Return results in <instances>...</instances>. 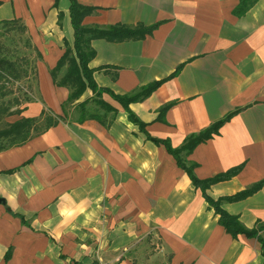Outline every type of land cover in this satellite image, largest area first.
<instances>
[{
  "label": "crops",
  "instance_id": "1",
  "mask_svg": "<svg viewBox=\"0 0 264 264\" xmlns=\"http://www.w3.org/2000/svg\"><path fill=\"white\" fill-rule=\"evenodd\" d=\"M76 1L94 8L87 26L158 23L143 38L92 39L89 62L116 94L168 77L129 105L150 136L179 147L237 110L186 163L200 180L241 166L205 194L245 227L263 224L264 185L226 197L264 179V0L241 14L239 0ZM0 2V20H21L41 53L35 99L5 117L35 118L31 135L18 145L0 137V264H264L259 239L227 232L216 204L108 93L88 89L64 106L69 89L50 70L74 42L70 0ZM83 101L92 117L81 121Z\"/></svg>",
  "mask_w": 264,
  "mask_h": 264
},
{
  "label": "trees",
  "instance_id": "2",
  "mask_svg": "<svg viewBox=\"0 0 264 264\" xmlns=\"http://www.w3.org/2000/svg\"><path fill=\"white\" fill-rule=\"evenodd\" d=\"M256 0H239L236 11L244 13L247 11ZM1 3V2H0ZM94 11V8L91 6H86L78 3L76 0H70V20L71 25L74 30V42L72 45H67L65 51L57 61L54 68L50 70L53 81L56 85L65 86L69 89V95L67 100L64 103L66 104L74 103L78 100L83 93L90 89L97 98H100L103 93H108L113 99L118 101L125 111L128 113V118L134 124H137L139 128L145 132L148 138L153 140L155 143L164 144L167 151L171 153L178 165L185 169V171L190 176L193 184L199 188H201L203 194L207 198L210 203L216 204L215 211L219 214V223L223 225L227 232H229L232 236H237L240 233L247 235L248 237H257L259 242L261 243V249L264 254V237L259 235V231L264 229V223L259 224L256 228H247L245 227L239 220V218L235 215H231L221 209L219 206V201H213L210 197L205 194V190L211 184L224 180L229 176L237 173L241 166L228 170L223 174H219L215 177L208 178L206 180H200L193 174V164L186 163V156L189 155L192 150L201 142H204L211 138L213 135L219 133L220 127L228 121L231 116L237 112V110L229 112L219 120L211 123L205 129L197 133H192L188 135L182 145L179 147H172L167 139H161L157 137L150 136L145 131V122L138 118V116L130 109L129 105L133 102L142 101L146 97H148L153 91L161 85L163 81H165L168 77L155 80L149 82L141 86L136 92L126 93V94H116L111 89L107 87H99L94 80L93 72L94 69L89 66L90 60L95 55V50L91 46V41L94 38H105L111 41H123L126 39H138L143 38L146 34H150L158 25L155 23L150 26H143L141 24L138 25H112L106 28H101L97 26H87L83 24V19L85 16L91 14ZM0 26L5 27L6 29L18 28L19 30L26 31L25 24L19 19H11V20H0ZM27 43H30V37L27 38ZM41 58V53L36 48V57L34 59L33 66H30V60L28 58H23V60L12 59L9 57L8 52L3 49L0 45V94L5 96L7 93L11 92V90H7V83L13 81H20L22 78L28 76V71L35 74L36 71V60ZM65 68V72L63 75H59L61 70ZM180 67L178 68V70ZM177 70V71H178ZM31 98H17L15 100V104L19 105L22 101H31ZM104 108L109 110L112 107L105 104L102 100H97ZM86 101H83L79 104V107L83 110V115L81 117V121L88 117H92L85 113L86 109ZM170 104H166L159 109L161 115L166 112ZM20 113V110L17 109L15 111L10 112L8 110L7 105L4 107L3 114L10 115L13 113ZM47 119V118H46ZM36 121L35 118H21L20 120L7 124V127L0 129V137H5L9 140L10 145H18L23 143L30 135L31 128L33 123ZM49 125L55 123L52 120L48 121ZM264 185V179L260 180L257 183L249 186L248 188L234 194L231 196H227V200H239L244 197L249 196L258 190L261 186Z\"/></svg>",
  "mask_w": 264,
  "mask_h": 264
},
{
  "label": "rangeland",
  "instance_id": "3",
  "mask_svg": "<svg viewBox=\"0 0 264 264\" xmlns=\"http://www.w3.org/2000/svg\"><path fill=\"white\" fill-rule=\"evenodd\" d=\"M30 37L29 33L26 31H21L18 28L6 29L0 26V45L3 49L8 52V55L12 59L23 60V58H28L30 60L29 65L33 66L34 59L36 57V47L30 42L27 43V38ZM29 76V77H28ZM28 76L22 78L20 81H13L7 83V90L11 92L7 93L5 96L0 94V129L7 127L5 122V117L10 115H16V113L5 115L4 107L7 105L10 112L17 110L15 104L17 98H33V90L30 88L35 85V74L28 71ZM3 140H0V142Z\"/></svg>",
  "mask_w": 264,
  "mask_h": 264
},
{
  "label": "water",
  "instance_id": "4",
  "mask_svg": "<svg viewBox=\"0 0 264 264\" xmlns=\"http://www.w3.org/2000/svg\"><path fill=\"white\" fill-rule=\"evenodd\" d=\"M0 203H3V204L5 203V200L2 196H0Z\"/></svg>",
  "mask_w": 264,
  "mask_h": 264
}]
</instances>
